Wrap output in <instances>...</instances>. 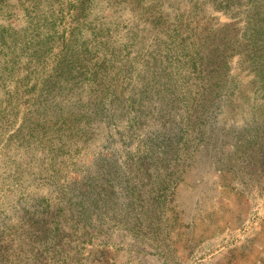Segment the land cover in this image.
Segmentation results:
<instances>
[{
	"label": "rangeland",
	"instance_id": "1",
	"mask_svg": "<svg viewBox=\"0 0 264 264\" xmlns=\"http://www.w3.org/2000/svg\"><path fill=\"white\" fill-rule=\"evenodd\" d=\"M0 264H264V0H0Z\"/></svg>",
	"mask_w": 264,
	"mask_h": 264
}]
</instances>
